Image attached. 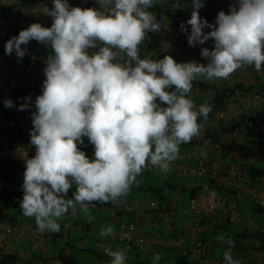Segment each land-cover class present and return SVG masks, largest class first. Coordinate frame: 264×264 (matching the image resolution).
I'll return each instance as SVG.
<instances>
[{
	"label": "clouds",
	"instance_id": "1",
	"mask_svg": "<svg viewBox=\"0 0 264 264\" xmlns=\"http://www.w3.org/2000/svg\"><path fill=\"white\" fill-rule=\"evenodd\" d=\"M96 4L98 7L81 8L68 0H53L51 8L43 6V15L52 19L51 27L32 23L5 44V53L15 52L18 60L28 53L21 46L32 40L51 48L43 70L42 94L36 97V111L31 116L30 142L35 155L25 161L20 201L23 215L34 217L42 233H59L57 220L70 209L75 212L77 205L89 216L94 202L118 203L134 183L139 184L137 177L149 164L167 174L178 158L179 146L203 131L204 123L198 119L202 117L206 123L212 111L189 95L212 90L193 88L194 81L209 83L227 79L243 66H254L257 72L264 66V0H236L227 14L221 10L217 15L204 0H192L187 42L195 47L213 41L211 49L200 51L206 64L195 60L178 63L170 55L140 58L139 46L147 33L162 29L149 11L154 0H96ZM204 6L210 22L199 15ZM180 28L187 33L183 22ZM205 28L210 31L204 32ZM187 96L202 105L197 109ZM23 99L20 111L31 107V97ZM3 103L8 108L15 106L10 99ZM84 137L94 146L92 159L78 147L84 144ZM257 146L261 145L251 149ZM211 195L215 198V191ZM237 198L239 201L238 191ZM254 206L264 207L260 202ZM182 232H175L174 224V235ZM112 234L111 226L99 233L101 237ZM170 246L162 258L160 253L153 255L154 260L165 258ZM145 254L140 251V258ZM108 255L110 264H125L127 259L123 250ZM223 259L225 264H241L233 258L231 247Z\"/></svg>",
	"mask_w": 264,
	"mask_h": 264
},
{
	"label": "built area",
	"instance_id": "2",
	"mask_svg": "<svg viewBox=\"0 0 264 264\" xmlns=\"http://www.w3.org/2000/svg\"><path fill=\"white\" fill-rule=\"evenodd\" d=\"M155 1L163 2V0ZM225 1L227 7L236 3V0ZM68 2L73 7H98L96 0H68ZM44 5L51 8L53 0H0V193L17 191L18 194L12 202L19 212H22L20 201L23 198L22 184L25 161L35 155V147L30 142V130L33 128L31 116L36 111L35 99L42 94V83L45 79L43 70L46 67L45 60L51 54V48L32 40L28 45L21 46L27 47L28 53L22 60H18L15 52L11 55L5 53V44L11 37L17 36L19 31L26 29L32 23L51 27V17L43 15ZM149 11L156 15V18L161 22L162 29L159 32L147 33L143 42L147 51L150 49L155 56L160 57L159 59L165 55H170L178 63L190 60L207 63V60L201 57L200 51L201 48L211 49L214 46L213 41L209 40L203 45L190 47L187 42L188 34L191 32L190 25L184 23L187 28L186 33L180 28L182 22L176 18H168L160 11L150 9ZM199 11L209 13L206 6ZM205 30L210 31V29H203L204 32ZM165 45H169V47L166 48ZM244 72L252 74L254 79L262 80L264 86V66L260 72H257L254 66H243L225 80L229 84L242 83L249 86L252 81L246 83L238 81L239 76L237 75ZM206 93L214 94L213 90H208ZM234 94L235 98L228 99L224 107H219L210 114L206 123L203 119L198 120L199 123H204V128L198 137H194L195 139L205 138L207 133L214 132L221 125L232 126L243 116V110L251 108L256 101L261 100L263 95L261 91L254 90L248 92L235 90ZM24 97H31V107L20 111L18 110L19 105L25 103ZM187 98L191 99L189 96ZM7 99H10L15 106L12 108L5 107L3 102ZM193 103L197 109L202 105L194 101ZM247 126L248 123L236 127L233 131H227L220 140L215 142L217 151L221 153L225 149L228 137L241 138ZM260 129L264 131V123ZM83 139L84 144H78V147L86 152L90 159L94 158L89 153L92 144L87 137ZM207 154V147L202 142H196L188 150L179 152L178 158L171 162L169 171L189 178L212 177L235 186L244 178L245 169L251 167L257 158L264 155V146L252 148L239 162L232 166H223L219 158L213 159ZM195 158H198V163H194ZM145 170L159 171L160 169L149 164L142 172ZM204 199L206 201H203ZM259 200L260 205H264V196H261ZM99 206L107 209L114 217H119L124 212L135 213L136 218L134 220L119 223V227L111 235L112 239L122 244L133 243L138 239L142 253H147L150 247L154 245L157 249L153 255L160 253V258L164 255L167 245H172L179 247L182 255L189 260L197 261L199 264H225L223 256H211L212 243L220 247H232L239 245V242L233 234L215 231L218 225L224 226L241 222L249 230L259 229L264 233V222L260 223L253 217L242 215L238 209V198L227 193L218 192L215 198L212 197L211 192L199 193L191 198L189 206L184 209L177 206H167L162 201L150 197L120 198L116 204L94 202V206H90V208ZM146 212H151L154 224L161 225L165 233L172 234L170 243L155 236L139 238L138 225ZM177 212H182L186 217L182 235H174L173 217ZM90 220L91 217L88 216V223ZM57 222L61 225L59 233L39 232L34 217L33 221L30 222L14 216L10 211L9 202L5 199L0 200V264H42L47 262L64 264L62 257L49 259L41 257L37 261H32L35 254L39 253L44 256L46 252L53 250L55 241H61L63 238L73 235L76 223L71 209ZM205 234H209V237L204 239ZM186 237L190 238L189 245L185 243ZM11 238H14L20 246L8 250L7 245ZM95 250L107 255L109 251H112V246L97 237ZM126 256L128 259V252ZM232 256L234 259L240 260L241 264H264V253L258 251L245 254L238 252ZM81 264L101 263L93 261Z\"/></svg>",
	"mask_w": 264,
	"mask_h": 264
},
{
	"label": "crops",
	"instance_id": "3",
	"mask_svg": "<svg viewBox=\"0 0 264 264\" xmlns=\"http://www.w3.org/2000/svg\"><path fill=\"white\" fill-rule=\"evenodd\" d=\"M225 2H226L225 0H210V4H212V6H208V7L212 8V12H214L215 15H217L216 12L218 11V9L223 10L227 14L229 11V8L224 5ZM207 5H209V3H207ZM214 8H216V10H213ZM205 32L207 31L205 30ZM237 76H239L238 81H244L245 83L251 82L254 80V77L252 76V74L248 72L238 74ZM209 82H212V83L214 82L216 85L219 83H227L225 79H213ZM205 93L206 92H203L201 90L195 94L189 93V95L195 100V99H201L205 97L206 95ZM243 115H245L246 117L252 118V120L255 119L256 121H259L261 120V118H264V92H263L261 100L256 101L252 105V107L249 108L248 110H243ZM244 131L245 132L243 136L239 139L228 137L225 149L221 153L217 152L219 154L217 155V158H219L223 166L235 165L251 149L252 146L249 145L250 143L248 140H249V135L251 134V131L253 132V130H252V126L250 123L248 124V126L246 127ZM223 135L224 134H222V136ZM215 142L216 140L212 137H205L203 139L202 143L203 145L207 147L208 149L207 156L209 157H213L214 155H216ZM191 146L192 144L182 143L179 146V152H184ZM91 149L89 153L94 156V146L93 145L91 146ZM193 161L194 163H198L199 160L198 158H195ZM195 178H199V179L196 180ZM202 178L203 177L190 178L192 179L191 183L188 187L183 185L185 187L184 190H190L193 186L198 187ZM137 180L139 181V184L134 183L130 189L132 190L135 189L136 191L143 192L144 190H146L147 187L149 188L153 187V186H150L151 184L149 183L145 184L144 183L145 181H142L140 179H137ZM235 187L237 188V191H238L239 204L240 202H245L247 207H250L252 208V210H255L256 207L255 206L253 207V205H255L254 201L256 199H259L261 196H264V155L257 158L251 167L245 169L244 178L242 179L241 182H238L237 184H235ZM74 190H75V186H73V188L70 189L68 194L72 196V193L74 192ZM140 196L142 195L131 194L129 197L125 196L121 198L128 199V198H137ZM179 201H180V197L174 198L172 197V195L168 196L167 201L163 200V202L166 205H169V206L177 205L178 207H180ZM203 201H206V200L204 199ZM9 204H10V209L12 208L11 211L14 216L16 215L17 217L28 220L30 222L33 221V217H25L22 212L17 211L16 207L12 205L13 202L9 201ZM90 209H91L90 211H92L91 212L92 215H89L91 217V220L89 223H88V216H85L80 211V209L76 208L75 212L72 211L73 218L76 223L75 232L70 237L63 238L61 241L54 243L56 249L55 250L53 249V250L55 251L56 254L62 253L64 264H81V263L93 262V261L97 263H101V264H110L111 257L108 254L107 255L102 254L101 252H97V250H95V241L97 237L111 244L112 251L123 250L125 253L128 252L129 261L132 258H137V254H139L140 252L138 239H136L133 243L122 244L117 241H114L111 235L105 236V237H101L99 235L100 231L105 228V225H104L105 221L111 220V223L114 226L113 229L115 231L119 227V223L121 221L134 220L136 218V214L135 213L129 214V213L124 212V213H121L119 217H114L108 212L107 209H105L102 206H99L96 208H90ZM244 216L253 217V215L251 216L244 215ZM185 219H186L185 214L183 213L178 214V212L176 213V215L173 217V221L175 224V232H180V233L182 232ZM261 220L262 221L264 220V214L262 215ZM152 221H153V218H152L151 212H146V214H144V217L141 218L140 224L138 225L139 238L145 237V236L151 237L155 235L160 238H164L167 241H170L171 235L168 233L162 232L160 225H156ZM233 225L235 229H244V227H246L245 224L241 222L233 224ZM189 242H190V238L186 237L185 238L186 245H189ZM19 246L20 244L14 238H11L7 245V249L13 250L16 247L18 248ZM26 248H28L27 245H26ZM155 249L156 247L153 245L150 247L148 253L145 254L146 260L148 256H153V251ZM171 249L173 250L176 249L177 251L179 250L178 247L170 246L166 249L167 256L169 252L171 251ZM51 251L52 250H50V252ZM42 264H51V263L47 262V263H42Z\"/></svg>",
	"mask_w": 264,
	"mask_h": 264
},
{
	"label": "trees",
	"instance_id": "4",
	"mask_svg": "<svg viewBox=\"0 0 264 264\" xmlns=\"http://www.w3.org/2000/svg\"><path fill=\"white\" fill-rule=\"evenodd\" d=\"M206 3H209L208 6H212L210 4V0H204ZM183 4V5H182ZM225 5V4H224ZM223 5V6H224ZM226 6V5H225ZM150 10H156L160 11L164 15H166L169 18H177L179 21L183 23H187V21L191 18V13H192V0H163V3H158L154 0V5ZM221 11L218 9L216 14ZM230 11V7H229ZM228 11V12H229ZM199 15L206 19L208 22L211 21V15H207L204 12L199 11ZM139 54L140 58H149V59H159L160 57L155 56L150 49H145V44L143 42L139 46ZM200 87L203 88L204 91L207 89H212L214 94L209 95L207 94L205 97L201 99H195L197 102H202V103H208L210 107L212 108V111L209 113L212 114L217 108L219 107H224L227 103L228 99L235 98V90H242V92H248V91H261L264 92V86L262 83V80L255 78L249 86H245L242 83H232V84H227V83H219L215 84L214 82H206L202 79H198L193 82V88L194 87ZM203 119L200 117L198 120ZM254 119V118H253ZM251 124L252 130L251 134L249 135V143L250 145H261L264 146V131L260 129V126L264 123V118H261V120L256 121L255 119L252 120V118L246 117L245 115L242 116L239 120H237L232 126H225L221 125L219 129L215 130L212 133H207L206 137H212L216 141L220 140L222 138V134H225L227 131H233L236 127L243 126L245 124ZM196 142H203L202 139H194L188 142L189 144H194ZM189 149V148H188ZM216 149V148H215ZM92 150V149H91ZM216 149V155H214L211 158H217V153ZM167 182L169 183V186L172 188H177L175 183L171 182L167 178ZM153 187H160V186H153ZM184 187V186H183ZM163 188V187H162ZM147 189V188H146ZM182 189H185L182 188ZM215 191V193H227L230 195H233L234 197L237 198V188L234 187L231 184H228L227 182L217 180L212 177H203L200 181V184L197 186H193L190 189V196L194 197L199 193H208ZM18 194L17 191H12L10 193H0V200L5 199L8 201H13V199L16 197ZM256 212L258 214V219L262 217V213L264 210V207H257ZM216 231H222L224 233H232L234 236H236L239 245L232 246L231 251L232 254L236 253H249V252H261L264 253V233L259 230V229H252L249 230L247 228L244 229H235L232 225H224L220 226L218 225L215 229ZM75 232V231H74ZM211 233V232H210ZM209 234L204 235V239L208 236ZM209 237V236H208ZM246 239V240H242ZM246 241V242H245ZM58 242V241H55ZM54 242V243H55ZM54 245V250L56 249L55 244ZM212 252L211 256L213 257H222L224 252L228 250L230 247H220L219 245L212 243ZM52 250L51 252H46L44 256L42 254H35L32 257V261H37V259L44 257L46 259L49 258H54V257H62V253L56 254L55 251ZM99 252V251H97ZM183 258L180 260H176L172 264H199L197 261H191L189 260L186 256L182 255ZM148 261L145 258H140V252L137 254V258H132L129 261L128 260L125 262V264H147Z\"/></svg>",
	"mask_w": 264,
	"mask_h": 264
},
{
	"label": "rangeland",
	"instance_id": "5",
	"mask_svg": "<svg viewBox=\"0 0 264 264\" xmlns=\"http://www.w3.org/2000/svg\"><path fill=\"white\" fill-rule=\"evenodd\" d=\"M167 178L171 182L175 183L177 188L170 187L169 183L167 182ZM137 179L145 181L144 182L145 184H148V183L151 184L150 186H160V187H157V188L156 187H151V188L147 187V189L144 190L143 192L136 191L135 189H133V190L130 189V191L126 195V197H129L131 194H134V195L137 194V195H142L140 197L149 196V197L159 198V199H163L164 201H167L168 196L172 195V197H174V198L180 197V201H179V206H180L179 208L180 209H184V208L189 206V203L191 200L190 190L182 189L183 185H185L187 187L190 185L192 179H190L189 177H184V176H181L177 173H173L171 171H168L167 174H164L160 170L159 171H146L145 170L144 172H142L137 177ZM195 179L198 180L199 178H195ZM73 193H72V195H73ZM68 196H69V198L72 197L69 194H68ZM123 197H125V196H123ZM10 202H12V201H10ZM254 202H256V204H257L258 202H260V200L256 199ZM11 209H10V211H11ZM77 209H80L79 205H77ZM238 209L244 215H246V216L253 215V217H255V219H258V217H257L258 214H257L256 210H252V208L247 207L245 202H240ZM90 210L91 209L89 208V213H90L89 215H92L91 214L92 211H90ZM180 213H182V212H178V214H180ZM104 225H105V227L111 226L112 228H114V226L111 223V220L105 221ZM169 254L167 257L160 259L158 261H155L153 256H148L147 257V261H148L147 264H172L176 260H180L183 258L180 250L177 251L176 249H174V250L171 249Z\"/></svg>",
	"mask_w": 264,
	"mask_h": 264
}]
</instances>
